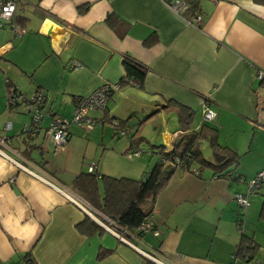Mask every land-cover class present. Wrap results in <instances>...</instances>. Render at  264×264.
Returning <instances> with one entry per match:
<instances>
[{
    "label": "crops",
    "instance_id": "1",
    "mask_svg": "<svg viewBox=\"0 0 264 264\" xmlns=\"http://www.w3.org/2000/svg\"><path fill=\"white\" fill-rule=\"evenodd\" d=\"M167 1L15 0L12 20L0 26V148L10 156L0 154V264L151 260L105 229L93 206L84 211L42 179L51 177L77 195L69 184L87 171L80 167L78 155L83 147V156L88 154V142L81 137L79 143L76 136L84 135L97 145L101 141L86 160L87 167L94 161L99 175L135 178L157 162V146L170 151L181 131L174 107L163 108L168 100L193 110L194 127L202 122L206 98L221 129L237 123L264 131V84L256 78L257 69L264 70V4L184 0L188 4L178 15ZM196 13L200 22L188 24L185 19L195 23ZM12 25L23 32L15 34ZM125 55L147 67L142 87L124 84L113 91L104 111L88 112L103 123L87 131L69 124L65 146L54 151L44 136L52 114L70 118L75 97L117 83L124 74ZM7 79L26 96L39 87L45 97L46 112L36 137L41 149L25 150L21 132L30 126L31 112L22 105L8 108ZM110 119L118 120L127 133L119 135L114 127L103 133ZM7 121L11 128L5 130ZM137 129L144 140L134 146L129 136ZM109 134L125 139L107 141ZM137 148L142 151L128 156ZM206 157L211 158L210 150ZM231 168L225 175L209 167L174 171L155 197L153 230L137 245L155 250L168 264H264V238L248 225L254 215L264 220V196L260 202L261 197L253 195L264 190V184L253 193H248L247 184L264 168V160L252 172ZM237 193H248V202L253 195L245 209L236 201ZM84 214L103 230L80 233L75 224ZM242 230L258 243L250 259L235 254ZM104 249L111 251L98 258Z\"/></svg>",
    "mask_w": 264,
    "mask_h": 264
},
{
    "label": "trees",
    "instance_id": "2",
    "mask_svg": "<svg viewBox=\"0 0 264 264\" xmlns=\"http://www.w3.org/2000/svg\"><path fill=\"white\" fill-rule=\"evenodd\" d=\"M254 1L264 4V0ZM187 4L188 2L186 1ZM147 40L151 42L152 39L148 38ZM122 65L124 74L117 82L118 87L109 89L108 98L113 91L119 89L124 84L142 87L147 67L128 55H125L122 59ZM5 86L6 91L10 87H15L14 83L9 79L5 81ZM15 88L17 89V87ZM33 94L41 97L44 104L45 97L40 92L39 87L36 88ZM204 100L207 103L208 99L204 98ZM19 105L22 104L18 102L7 103L9 109H13ZM106 107L107 104L104 110ZM173 107L177 113L181 131L174 137L170 151L166 152L162 145L157 146L159 148V159L148 170L144 171L140 178L128 176L115 177L106 174L99 175L97 172L81 171L69 184L70 189L75 194L113 221L117 226V232L124 239L134 240V238L141 239L143 237L144 232L139 230L138 227L143 220L151 218L155 197L174 171H192V168L209 167L218 175H225L229 173V168L232 167L231 169L234 170L239 164L240 153L234 148L219 142L216 127L204 120H202L198 127H194L193 110L189 107L175 100H168L163 104L165 110ZM29 111L31 112L32 121L34 114L32 110ZM118 123L120 124L119 121ZM39 126L40 123L36 128H25L21 132L24 134L23 142L26 145L25 150L27 152L33 149H41V144L36 141ZM129 138L131 139V145L134 146L144 140L138 129ZM203 142L209 148L211 158H207L203 154L201 149ZM261 218L264 219V202L261 207ZM75 227L80 233L86 235L103 230V227L87 214H84L83 218L75 224ZM257 247L258 243L254 238L242 230L241 239L235 250V254L241 259H250ZM110 251V249H104L97 256L98 258H102V256H105ZM147 264L157 263L147 260Z\"/></svg>",
    "mask_w": 264,
    "mask_h": 264
},
{
    "label": "built area",
    "instance_id": "3",
    "mask_svg": "<svg viewBox=\"0 0 264 264\" xmlns=\"http://www.w3.org/2000/svg\"><path fill=\"white\" fill-rule=\"evenodd\" d=\"M167 4L169 5L170 9L175 12L176 14L180 15L181 12L186 7V1L180 0H168ZM15 11V2L14 0H4L0 3V26L5 25L6 23L10 22L11 18L13 17ZM195 23H192L191 20L185 19L188 24H195L197 25L198 22L201 20V15L196 13L194 15ZM11 28L13 29L15 34H21L23 29L21 27H16L12 25ZM74 67H79V64L76 63ZM256 78L264 84V70L257 69L256 71ZM117 83H105L100 87L96 88L90 94L83 96V97H76L73 101V109H72V116L70 118L62 117L59 115H53L49 125L44 129V136L49 139L54 147V151L61 150L66 142L68 137V126L70 123H74L80 128L84 129L85 131L91 129L95 125H101L103 123L102 120H97L88 116V112L91 110H104L107 101H108V92L110 88H117ZM6 101L7 103H21L27 110H32L34 117L31 121L29 129L36 128L40 120L42 119L43 115L45 114V110L42 106V98L38 97L37 95L32 94L31 96H26L22 92H19L15 87H10L8 91H6ZM215 118V111H213L208 103H204L202 107V120H214ZM112 127L115 128L116 133L119 135H124L127 133V129L121 126L118 121H112ZM5 130L11 128V122L7 121L4 125ZM0 145H3V139H0ZM141 150L139 148L133 150L132 152H128V156L133 154L140 153ZM0 154L5 155L10 158L1 148ZM22 166V165H21ZM26 168V167H25ZM27 169V168H26ZM87 171L91 173H96V163L94 161H90L87 167ZM192 171L196 172V168H192ZM47 183L51 186L55 187L61 193H63L70 201H73L77 204L81 209L87 210L90 207L86 201L82 200L79 196L70 193L67 189L60 186L57 182L54 181L51 177H42ZM248 193H253L255 189H258L262 184H264V169L258 171L253 177H251L248 181ZM240 194L237 193L235 196L236 201L239 203L242 209H245L249 202L247 199V194ZM104 217V216H103ZM106 221L109 222L108 231L116 236L121 241L128 243L130 246L135 248L139 253L142 255L154 260L158 264H168L167 262L163 261L161 255L157 253L155 250L152 249H145L140 248L137 245L140 239H135L134 241H129L124 239L118 232L117 226L109 219L104 217ZM99 221V220H98ZM103 226L105 225L101 221H99ZM106 226V225H105ZM104 226V227H105ZM115 227V228H114ZM139 230L143 231L144 233L153 230V221L151 218L143 220L139 225ZM12 264V263H9Z\"/></svg>",
    "mask_w": 264,
    "mask_h": 264
},
{
    "label": "rangeland",
    "instance_id": "4",
    "mask_svg": "<svg viewBox=\"0 0 264 264\" xmlns=\"http://www.w3.org/2000/svg\"><path fill=\"white\" fill-rule=\"evenodd\" d=\"M263 120H264V118H263ZM112 121H116V119H112V120L110 119L109 121L104 122V125H103L104 126V132L103 133H108L109 130L112 129ZM207 122H208V124L217 128L218 140L221 144H225V145H228L230 147L236 148L238 153H241L240 164L238 165L239 170H242L243 172H252L255 168L260 166V164L264 160V131H259V130H256L255 127L247 126L244 124H237V123H228V125L224 129H221L219 123H217L216 121L208 120ZM262 122H264V121H262ZM70 124L75 125L74 123H70ZM261 128L264 129V127L262 125H261ZM81 137H82V139L85 140V142H88V144H87L88 145L87 146L88 154L84 153V156H83L84 147H83V149H81L82 151H80V149H79L78 160H79L80 167L83 169H87L86 160H88L89 156H91L90 155L91 153H94L93 151H95L97 147L101 146L100 145L101 141L97 145L96 142L94 140H92L91 138L88 137L89 139L86 140L85 136L80 134V137L76 136V139L78 140L79 143H81V141H82ZM108 139H110V141H113V140H118V139H125V137L120 136L119 138H117L116 136H110V134H109V136L106 140L108 141ZM75 147L82 148V146H80V145H77ZM201 149H202V152L205 156H207L209 154V148L207 147V145L204 142L202 143ZM52 155L53 154H51V153L47 155L49 160L53 157ZM262 169H264V168H262ZM141 175H139V177H141ZM139 177H135V178H139ZM248 179H250V178H248ZM253 195H255L254 197H261V199H260V202H261L263 199V196H264V190L259 189ZM253 195L249 196V202L252 201V198L250 199V197ZM81 199L84 200L83 198H81ZM86 203L88 205H90L87 201H86ZM90 208H91V205H90ZM96 212H98L99 218H102V220H104L102 223L105 222L104 223L106 225V226L104 225L105 229L108 230V228L113 227V225H112V227H108L109 222L106 221L105 218L103 219L104 215L102 213H100V211H96ZM91 213H92V211H91ZM104 217H106V216H104ZM95 218L98 219L96 214H95ZM248 225L250 228L249 230L255 231L257 236H261L262 238H264V220L259 221L257 219V215H254L253 219L250 220V222H248ZM255 226H258V228ZM248 232H250V231H248ZM152 261L155 262L154 260H152ZM155 263H157V262H155Z\"/></svg>",
    "mask_w": 264,
    "mask_h": 264
}]
</instances>
